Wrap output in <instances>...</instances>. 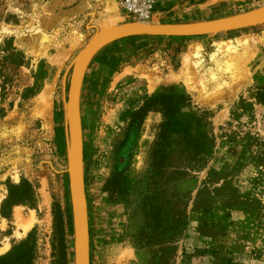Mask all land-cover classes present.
Returning a JSON list of instances; mask_svg holds the SVG:
<instances>
[{
  "label": "rangeland",
  "instance_id": "374dc122",
  "mask_svg": "<svg viewBox=\"0 0 264 264\" xmlns=\"http://www.w3.org/2000/svg\"><path fill=\"white\" fill-rule=\"evenodd\" d=\"M263 11L264 0H157L143 23ZM131 22L118 0H0V260L75 264L72 67L100 30ZM135 52L151 76L100 87ZM77 110L87 264H264V24L109 37L84 61Z\"/></svg>",
  "mask_w": 264,
  "mask_h": 264
},
{
  "label": "water",
  "instance_id": "95a60500",
  "mask_svg": "<svg viewBox=\"0 0 264 264\" xmlns=\"http://www.w3.org/2000/svg\"><path fill=\"white\" fill-rule=\"evenodd\" d=\"M135 23L136 22L119 24L113 28L97 33L94 38L87 43L84 50H82L77 56L76 62L74 63V67L71 73L70 87L68 90L67 109L70 121L69 136L71 140L70 153L72 159V165L69 171V185L71 192L74 223L75 264H87L88 262V225L86 214V201L82 186V167L79 148L80 121L77 110V96L80 85V71L84 64V60L88 58V56H86V53L88 52V47L90 48L94 44L92 47L94 48V46H99L104 40L109 37L129 34L131 32H138L137 35L146 36L196 37L236 31L264 24V11L247 16L231 17L198 23L170 25L167 24L166 27H160L158 29H146L144 30V32H141L140 29L135 27L133 25ZM93 52L91 50V54Z\"/></svg>",
  "mask_w": 264,
  "mask_h": 264
},
{
  "label": "crops",
  "instance_id": "0c3cea01",
  "mask_svg": "<svg viewBox=\"0 0 264 264\" xmlns=\"http://www.w3.org/2000/svg\"><path fill=\"white\" fill-rule=\"evenodd\" d=\"M130 44H126V47H131V46H136L139 49L142 48L145 49L147 48L148 45H146L145 40H141L140 42H134V44L130 41ZM120 47L121 45L117 42H113V44H107V46H105V48L100 51L98 54H96V56L94 57L93 60V64H100V62H103L104 58H106L107 56V52H109L112 47ZM138 52H140V50H138ZM136 54V59L137 61L134 64L131 63H122L118 69H120V71H113L110 74V77L108 79V82L104 85L100 84V87L107 89L106 92H109L113 89L117 90L118 87L120 86V84H122V82L124 80L127 79H140V77L142 76H151V58L148 56L147 58L144 57L143 54H138L137 52H135ZM94 73H96V70L94 72H92V75H94ZM96 76V75H95ZM98 78V77H97ZM104 77H100V79H103ZM146 86V85H144ZM147 87V86H146ZM145 87V88H146ZM145 91H147L145 89Z\"/></svg>",
  "mask_w": 264,
  "mask_h": 264
},
{
  "label": "built area",
  "instance_id": "2783aa9c",
  "mask_svg": "<svg viewBox=\"0 0 264 264\" xmlns=\"http://www.w3.org/2000/svg\"><path fill=\"white\" fill-rule=\"evenodd\" d=\"M157 0H118L119 15L124 20L147 22L155 15Z\"/></svg>",
  "mask_w": 264,
  "mask_h": 264
},
{
  "label": "bare ground",
  "instance_id": "6f19581e",
  "mask_svg": "<svg viewBox=\"0 0 264 264\" xmlns=\"http://www.w3.org/2000/svg\"><path fill=\"white\" fill-rule=\"evenodd\" d=\"M135 27H137L138 29H140L141 30V32H144V30H146V29H158V28H160V27H166L167 26V24H144L143 22H136L135 24H133ZM168 25H170V24H168ZM115 26H117V25H114V26H112V27H110V28H113V27H115ZM177 26V25H176ZM179 26V25H178ZM181 26H189V25H181ZM110 28H106V29H104V30H107V29H110ZM104 30H100V31H104ZM99 31V32H100ZM138 33V32H137ZM137 33H133V32H131V33H129V34H137ZM94 43V42H93ZM87 45V44H86ZM94 45V44H93ZM93 45H92V47H93ZM92 47H88V52L86 53V56H90L91 55V50H92V52L98 47L97 45L96 46H94V48H92ZM85 48V47H84ZM84 48H83V50H84ZM94 49V50H93ZM186 57V56H185ZM86 60H87V58H86ZM85 61V60H84ZM76 62V59H75V61H74V63ZM73 67H74V64H73ZM73 67H72V69H73ZM71 78V77H70ZM69 87H70V85H69ZM67 99H68V95H67ZM70 144H71V140H70ZM82 186H83V178H82ZM83 192H84V189H83Z\"/></svg>",
  "mask_w": 264,
  "mask_h": 264
},
{
  "label": "trees",
  "instance_id": "16d2710c",
  "mask_svg": "<svg viewBox=\"0 0 264 264\" xmlns=\"http://www.w3.org/2000/svg\"><path fill=\"white\" fill-rule=\"evenodd\" d=\"M22 257H20V253L14 252L11 254L6 255L0 261L6 264H20L22 262Z\"/></svg>",
  "mask_w": 264,
  "mask_h": 264
}]
</instances>
